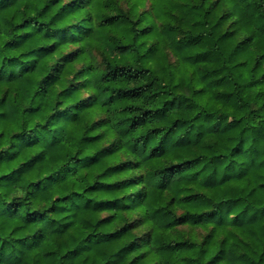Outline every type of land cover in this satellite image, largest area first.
I'll use <instances>...</instances> for the list:
<instances>
[{"label": "trees", "instance_id": "trees-1", "mask_svg": "<svg viewBox=\"0 0 264 264\" xmlns=\"http://www.w3.org/2000/svg\"><path fill=\"white\" fill-rule=\"evenodd\" d=\"M0 264H264V0H0Z\"/></svg>", "mask_w": 264, "mask_h": 264}]
</instances>
